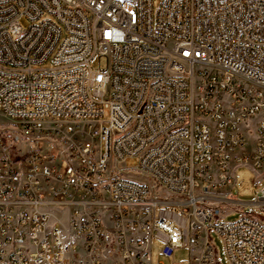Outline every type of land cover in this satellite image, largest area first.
<instances>
[{
    "label": "built area",
    "instance_id": "1",
    "mask_svg": "<svg viewBox=\"0 0 264 264\" xmlns=\"http://www.w3.org/2000/svg\"><path fill=\"white\" fill-rule=\"evenodd\" d=\"M0 114V264H264V0H0Z\"/></svg>",
    "mask_w": 264,
    "mask_h": 264
},
{
    "label": "rangeland",
    "instance_id": "2",
    "mask_svg": "<svg viewBox=\"0 0 264 264\" xmlns=\"http://www.w3.org/2000/svg\"><path fill=\"white\" fill-rule=\"evenodd\" d=\"M22 25L24 27H28V22L23 21ZM94 65V67H98V61L94 63ZM7 124V119L0 114V126H5ZM250 143L252 147L254 144V139H252ZM135 165L136 163L134 162V160H128L126 163L127 168H133L135 167ZM262 191H264V168L253 170L248 166H241L235 173V184L233 188L228 189L226 193L230 192L231 196L235 200L249 204L251 202H254L257 197L261 195ZM243 212L247 214H253L254 216L262 219L260 213L250 207H247L245 210H243ZM241 216L242 211L229 208L224 214L223 221L228 223L236 222L241 218ZM213 237L214 246L217 250L220 263L229 264L226 259V252L222 239L218 235H214ZM189 260V250L183 249L175 254L174 264H190ZM171 261L172 260L166 259L165 263L171 264Z\"/></svg>",
    "mask_w": 264,
    "mask_h": 264
}]
</instances>
